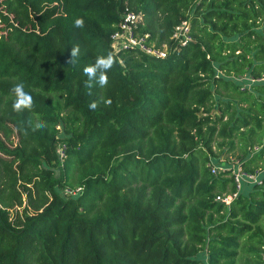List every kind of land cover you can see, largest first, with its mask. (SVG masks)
Listing matches in <instances>:
<instances>
[{
    "label": "trees",
    "instance_id": "obj_1",
    "mask_svg": "<svg viewBox=\"0 0 264 264\" xmlns=\"http://www.w3.org/2000/svg\"><path fill=\"white\" fill-rule=\"evenodd\" d=\"M0 264H264V0H0Z\"/></svg>",
    "mask_w": 264,
    "mask_h": 264
},
{
    "label": "built area",
    "instance_id": "obj_2",
    "mask_svg": "<svg viewBox=\"0 0 264 264\" xmlns=\"http://www.w3.org/2000/svg\"><path fill=\"white\" fill-rule=\"evenodd\" d=\"M138 22L139 16L136 13L132 11L123 13L117 30L111 36L112 49L118 51L120 49L136 48L157 58L166 57V49H154L147 43L148 34H137ZM186 29V22H183L181 25L177 26L174 38L184 34ZM59 153L62 155L61 148H59ZM211 170L215 173L218 171V168L215 165H212ZM232 173L236 182V191L233 194H226L222 196L217 195L216 197L218 199H222L224 202L230 201L232 196L236 194L238 189H240L243 181H255L258 178L259 170L247 172L241 167L240 164H235L233 165Z\"/></svg>",
    "mask_w": 264,
    "mask_h": 264
},
{
    "label": "clouds",
    "instance_id": "obj_3",
    "mask_svg": "<svg viewBox=\"0 0 264 264\" xmlns=\"http://www.w3.org/2000/svg\"><path fill=\"white\" fill-rule=\"evenodd\" d=\"M75 26L76 27H82L83 26V20L82 19H77L75 21ZM78 48H73L71 49V57H75L77 54ZM85 74L92 75L94 73V68L91 66H86L85 69ZM106 82V77L101 78V83ZM18 97L16 103L13 105L14 110L19 111L21 108V105L23 106H30L31 104V96L26 94L23 91V88L21 85H15L13 89ZM97 106L96 102H93L90 104V108L95 109Z\"/></svg>",
    "mask_w": 264,
    "mask_h": 264
},
{
    "label": "rangeland",
    "instance_id": "obj_4",
    "mask_svg": "<svg viewBox=\"0 0 264 264\" xmlns=\"http://www.w3.org/2000/svg\"><path fill=\"white\" fill-rule=\"evenodd\" d=\"M219 168V167H218ZM221 168H219V170H220ZM261 172L259 171V173H258V177H259V174H260ZM16 208H18L19 210H21V207L22 206H15ZM14 212H15V210L13 209H11V214L13 215L14 214Z\"/></svg>",
    "mask_w": 264,
    "mask_h": 264
}]
</instances>
